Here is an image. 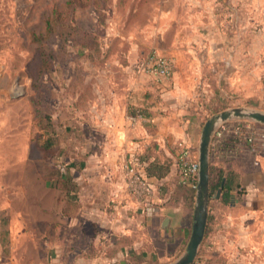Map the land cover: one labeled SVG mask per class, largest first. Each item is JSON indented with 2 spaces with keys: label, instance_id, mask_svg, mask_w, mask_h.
I'll return each instance as SVG.
<instances>
[{
  "label": "rangeland",
  "instance_id": "obj_1",
  "mask_svg": "<svg viewBox=\"0 0 264 264\" xmlns=\"http://www.w3.org/2000/svg\"><path fill=\"white\" fill-rule=\"evenodd\" d=\"M153 53L172 63L155 79L168 125L191 119L200 135L222 110L264 112V0H0V264H71L76 254L62 257L57 245L93 246L83 215L58 217L48 178L66 171L70 140L89 132L85 112L102 76H155L141 70ZM256 126V150L241 145L243 165L264 149ZM48 136L55 164L41 149ZM145 231L141 264H168L185 248Z\"/></svg>",
  "mask_w": 264,
  "mask_h": 264
},
{
  "label": "crops",
  "instance_id": "obj_2",
  "mask_svg": "<svg viewBox=\"0 0 264 264\" xmlns=\"http://www.w3.org/2000/svg\"><path fill=\"white\" fill-rule=\"evenodd\" d=\"M102 79L104 88L97 85L95 101L85 112L83 123L89 132L74 135L68 143L71 151L60 155L66 167L61 177L70 179L75 188L76 215L86 218L93 246L70 248L61 243L56 247H62V257L76 254L78 261L73 264H85L80 259L84 257L109 258L101 261L104 264H141L138 258L143 256V242L148 241L145 228L156 229L167 243H187L194 204L190 207V199L182 195L184 189L177 188V143L183 140L192 150L190 157L197 158L200 135L191 119L166 123L171 112L164 110L167 106L162 101H154L164 92L156 77ZM140 110L145 114L134 115ZM184 127L190 129L186 135L179 132ZM241 151L238 147L236 167H230L238 172L235 185L209 195L199 264H264V149L252 156L249 165L240 162ZM132 160L158 189L156 210L150 216L124 187L122 168ZM158 163H167V171L157 170ZM101 239L102 248L97 245Z\"/></svg>",
  "mask_w": 264,
  "mask_h": 264
},
{
  "label": "built area",
  "instance_id": "obj_3",
  "mask_svg": "<svg viewBox=\"0 0 264 264\" xmlns=\"http://www.w3.org/2000/svg\"><path fill=\"white\" fill-rule=\"evenodd\" d=\"M172 63L165 56L153 53L146 57L141 64V70L145 73H152L156 78L168 77L171 72ZM256 124L252 121L232 119L221 123L215 129L211 139L210 156L216 145L227 136H231L233 140L229 144V155L233 158L237 154V150H241L242 144L247 145L251 151H255L256 146ZM256 127L262 128L264 133V125ZM178 174L180 180L191 188L195 189L197 182L198 160L192 159L190 154L192 150L183 141L178 143ZM124 187L129 197L136 204L142 207L143 213L150 216L156 210L155 196L158 194L157 187L148 180L143 174L140 165L132 160L126 163L123 168Z\"/></svg>",
  "mask_w": 264,
  "mask_h": 264
},
{
  "label": "water",
  "instance_id": "obj_4",
  "mask_svg": "<svg viewBox=\"0 0 264 264\" xmlns=\"http://www.w3.org/2000/svg\"><path fill=\"white\" fill-rule=\"evenodd\" d=\"M232 119H249L264 125V112L233 107L213 114L204 122L197 149L198 172L190 234L182 253L168 264H192L197 256L207 222L211 139L219 124Z\"/></svg>",
  "mask_w": 264,
  "mask_h": 264
},
{
  "label": "trees",
  "instance_id": "obj_5",
  "mask_svg": "<svg viewBox=\"0 0 264 264\" xmlns=\"http://www.w3.org/2000/svg\"><path fill=\"white\" fill-rule=\"evenodd\" d=\"M42 66H46L44 59ZM42 127L44 128V125ZM232 140L233 138L231 136L225 137L216 145V148H214L211 153L209 167V195L219 188H227L226 190L230 189L232 185H235V181L238 179V172L230 168L232 165H235L236 167V160L229 155L228 152L230 149L229 144ZM53 142V139L48 136L41 149L45 152L44 158L51 160L53 164H55L59 155H53L55 153L51 149ZM167 168V163H158L156 167L159 171H167ZM141 170H143L142 167ZM143 172V174L147 177L146 172L144 170ZM61 175L62 174L60 172L57 173V171H55L48 179L52 181V188L54 190L53 207L57 208L58 217L68 218L76 214V208H74L73 202L76 193L70 179L63 180ZM176 180L177 188L184 189V193H182V195L188 198V200L190 199L189 206L191 207L193 203L194 189L183 183L179 176Z\"/></svg>",
  "mask_w": 264,
  "mask_h": 264
}]
</instances>
